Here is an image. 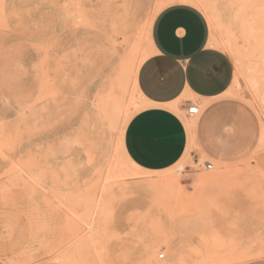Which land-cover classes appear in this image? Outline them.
Segmentation results:
<instances>
[{
	"label": "rangeland",
	"instance_id": "obj_1",
	"mask_svg": "<svg viewBox=\"0 0 264 264\" xmlns=\"http://www.w3.org/2000/svg\"><path fill=\"white\" fill-rule=\"evenodd\" d=\"M174 1L0 0V264H264V0H193L234 61L227 96L256 117L249 154L158 172L125 154Z\"/></svg>",
	"mask_w": 264,
	"mask_h": 264
},
{
	"label": "crops",
	"instance_id": "obj_2",
	"mask_svg": "<svg viewBox=\"0 0 264 264\" xmlns=\"http://www.w3.org/2000/svg\"><path fill=\"white\" fill-rule=\"evenodd\" d=\"M229 2L217 0V9L230 12ZM211 36L209 17L196 2L177 0L154 16L151 50L136 73L144 105L128 121L123 141L136 168L167 170L188 153L231 163L256 146L255 115L227 96L234 61ZM193 104L200 114L191 117L187 109Z\"/></svg>",
	"mask_w": 264,
	"mask_h": 264
},
{
	"label": "built area",
	"instance_id": "obj_3",
	"mask_svg": "<svg viewBox=\"0 0 264 264\" xmlns=\"http://www.w3.org/2000/svg\"><path fill=\"white\" fill-rule=\"evenodd\" d=\"M187 114L191 117L197 116L200 114V106L198 104H193L192 106L188 107ZM206 168H212L213 164L209 161L205 162ZM165 254H161L160 257L163 258Z\"/></svg>",
	"mask_w": 264,
	"mask_h": 264
},
{
	"label": "bare ground",
	"instance_id": "obj_4",
	"mask_svg": "<svg viewBox=\"0 0 264 264\" xmlns=\"http://www.w3.org/2000/svg\"><path fill=\"white\" fill-rule=\"evenodd\" d=\"M188 1H193V0H188ZM197 2V1H196ZM205 2V1H204ZM162 3V2H161ZM172 3V2H171ZM199 3H200V1H199ZM213 3H215V2H213ZM196 5V4H195ZM206 5V4H205ZM215 5V4H214ZM209 6H211V5H209ZM213 8V5L211 6V9ZM215 10H216V8H215ZM210 12V11H209ZM219 12V11H218ZM211 13V19H216V18H218V16H212V12H210ZM216 13H217V10H216ZM218 14V13H217ZM216 14V15H217ZM221 14V13H220ZM66 15V14H65ZM247 18V17H246ZM217 20V19H216ZM262 20V19H261ZM114 25V24H113ZM260 29V28H259ZM257 31V30H256ZM263 31H264V29H263ZM262 31V32H263ZM262 34V33H261ZM255 36H257V35H255ZM259 36V35H258ZM261 36V35H260ZM116 41V40H115ZM119 41V40H118ZM117 43V42H116ZM229 45V44H228ZM136 79V78H135ZM117 86V85H116ZM120 87V86H119ZM137 87V86H136ZM138 89V88H137ZM109 96V95H108ZM110 98V97H109ZM109 100V99H108ZM122 100V99H121ZM114 102H115V100H113ZM120 101V100H119ZM111 103V102H110ZM110 106V105H109ZM120 106V105H119ZM117 109V108H116ZM150 185V184H149ZM150 187V186H149ZM150 188H152V187H150ZM144 189V188H143ZM156 190H159V189H156Z\"/></svg>",
	"mask_w": 264,
	"mask_h": 264
}]
</instances>
